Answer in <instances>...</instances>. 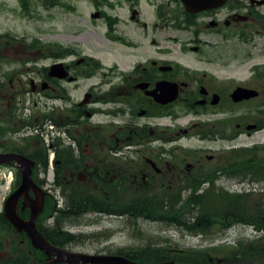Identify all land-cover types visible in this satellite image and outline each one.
Segmentation results:
<instances>
[{
	"label": "flooded vegetation",
	"instance_id": "af4514ba",
	"mask_svg": "<svg viewBox=\"0 0 264 264\" xmlns=\"http://www.w3.org/2000/svg\"><path fill=\"white\" fill-rule=\"evenodd\" d=\"M13 1L27 15L36 3ZM38 2L49 12L45 38L0 34L11 37L0 44V155L23 157L0 163V264H105L61 260L15 226L7 201L24 173L33 187L17 216L29 221L30 204L44 201L37 230L75 257L264 264V247L257 262L180 247L181 232L195 234L182 197L226 180L243 184L222 187L231 192H264V0ZM258 223L226 220L223 231L242 225L251 229L242 239L262 242Z\"/></svg>",
	"mask_w": 264,
	"mask_h": 264
},
{
	"label": "rangeland",
	"instance_id": "374dc122",
	"mask_svg": "<svg viewBox=\"0 0 264 264\" xmlns=\"http://www.w3.org/2000/svg\"><path fill=\"white\" fill-rule=\"evenodd\" d=\"M36 3L34 5L31 4L30 9L27 12L30 14H24L22 11V7L17 6V4L13 0H3L0 5V34H10L11 36H17L19 38H34V37H46V33L50 27L49 21V12L45 9V7L38 2V0H34ZM7 2L11 4L12 8L17 9V14L7 11L6 5L3 4ZM38 2V3H37ZM9 7V8H11ZM57 13V18L54 20V27L57 29L63 28L65 15L61 13V11L55 10L54 14ZM11 38V37H9ZM9 38H3L0 41V44H6L5 39L9 40ZM21 51V50H20ZM221 52V55L227 56L228 59H231V56H239L238 52ZM23 53L20 52L18 58H13L10 56V61L15 62L22 59ZM238 59V57H237ZM14 64V63H9ZM259 141V135L252 138H243L241 143L245 145H251L252 143ZM254 155V154H253ZM231 183V181H230ZM228 181H223L222 184L218 185L219 187H230L233 189L235 187L242 188V183H237L236 185L230 186L228 185ZM232 187V188H231ZM8 188V185L6 189ZM255 199L264 198V192H257V195L254 196ZM182 205V204H181ZM227 229V228H226ZM225 229V230H226ZM150 230V229H149ZM251 229L244 228L242 225H236L230 229V227L223 231L222 225H216L211 228V230L205 234H189L181 232L180 236V247L182 249H187L190 252L194 253H206L209 252V249L214 251H218L221 255V252L226 255H233L232 258L236 259V255L240 252L245 255V257L249 259H254L252 252L257 253L259 250L260 242H256V239L245 237L242 239L245 233H250ZM150 232V231H149ZM227 239V241H226ZM223 241H226L223 244ZM213 251V252H214ZM199 255V254H198ZM210 261L206 258L207 264H218L216 261ZM222 263V262H221Z\"/></svg>",
	"mask_w": 264,
	"mask_h": 264
},
{
	"label": "trees",
	"instance_id": "16d2710c",
	"mask_svg": "<svg viewBox=\"0 0 264 264\" xmlns=\"http://www.w3.org/2000/svg\"><path fill=\"white\" fill-rule=\"evenodd\" d=\"M245 155L248 152H244ZM253 157V152H250ZM244 157V156H242ZM240 157V159L242 158ZM249 168L251 161L243 160ZM254 173L251 165L246 171ZM254 192L238 193L225 190L222 187H214L209 195L196 197H182V222L189 231L196 234H205L216 225H224L226 220L245 222L252 220L264 226V198L255 199ZM261 206V207H260ZM264 241L260 242L257 253L252 252L253 261L256 262L263 253ZM252 261V260H251Z\"/></svg>",
	"mask_w": 264,
	"mask_h": 264
},
{
	"label": "water",
	"instance_id": "95a60500",
	"mask_svg": "<svg viewBox=\"0 0 264 264\" xmlns=\"http://www.w3.org/2000/svg\"><path fill=\"white\" fill-rule=\"evenodd\" d=\"M192 0H187V2H190ZM238 92H246V93H253L252 91L249 90H244V89H239L236 91ZM246 96V95H245ZM243 97V96H242ZM23 158L22 156L15 155V154H2L0 155V163L3 162H9L10 160L17 159L21 160ZM27 164V163H26ZM28 165V164H27ZM33 181L31 178L30 174L24 173V180H23V185L20 189L19 192L15 193L12 195L8 201H7V217L15 224L16 227H18L21 230H26L29 232L30 237L33 240V244L41 249H43L45 252H47L50 255H58V257L61 260L70 262V263H77L80 261H85V262H92V263H105V264H136L135 262L128 261L124 258L121 257H114V256H80V257H75V255L65 253L61 250H59L57 247L51 245L45 237L37 230L36 225H35V218L37 214L42 211L43 206H44V201H40L39 204L37 203H32L30 204L33 214L32 217L29 221H23L20 219L17 214H16V207H17V200L21 197L24 196L25 199H27V195H24L25 193L21 192L22 190H29L32 185ZM42 199V198H41Z\"/></svg>",
	"mask_w": 264,
	"mask_h": 264
}]
</instances>
